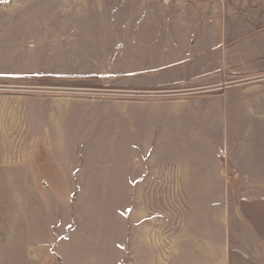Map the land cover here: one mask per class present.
Wrapping results in <instances>:
<instances>
[{
	"label": "crops",
	"instance_id": "1",
	"mask_svg": "<svg viewBox=\"0 0 264 264\" xmlns=\"http://www.w3.org/2000/svg\"><path fill=\"white\" fill-rule=\"evenodd\" d=\"M109 1L118 9L126 4V38L105 41L104 0L93 1L91 9L87 1L71 0L73 9H59L71 20L64 31L78 24L85 35L74 40L87 56L30 51L19 63L31 75L41 66L45 73L81 77L124 74L116 67L127 65L126 84L119 88L131 99L85 108H0V193L8 191L9 178L16 180L17 192L40 190L34 170L24 173L23 165L12 170L6 164L10 141L47 143L40 130H48V138L58 129L94 125L102 134L111 128L119 139L144 144L158 136L178 146L176 156L141 176L113 174L112 187L178 194L179 207L191 208L193 215L134 212L110 223L74 218L47 243L49 264H264V8L254 0ZM89 12L100 19H82ZM68 42L64 52L72 46ZM105 48L116 52L105 55ZM60 63L85 68L60 71ZM33 229L27 228L26 241L17 233L23 256L36 245L29 236ZM7 242L5 227L0 256L7 254Z\"/></svg>",
	"mask_w": 264,
	"mask_h": 264
},
{
	"label": "rangeland",
	"instance_id": "2",
	"mask_svg": "<svg viewBox=\"0 0 264 264\" xmlns=\"http://www.w3.org/2000/svg\"><path fill=\"white\" fill-rule=\"evenodd\" d=\"M70 1L0 0V108H85L92 105L124 104L131 99L126 90L119 88V84H126L123 80L127 77V65L114 66L119 71H125L124 74H113L110 71L88 77L57 74L58 72L45 73L41 66L32 75L31 72L24 73L29 70L23 72L19 60L30 51L49 52L50 56L65 58L67 57L58 51L77 57L84 54L87 56L89 53L81 47L78 40L80 35H85L78 24H75L77 27H72L75 28L73 31H64V22L71 20L59 9H73ZM85 1L88 2L89 9L93 8L95 0H83V3ZM104 1L105 41H110L113 36L126 38V4L123 6L125 9H118L111 1ZM252 3L258 8H264V0H254ZM75 4L78 2L75 1ZM88 14L90 15L82 19L93 23L100 19L93 12ZM73 16V21L81 22L79 16ZM114 20L119 22L116 26L115 23L112 24ZM51 26L58 27L50 29ZM66 37L69 38L68 45L72 46L64 52L63 43L68 39ZM76 37L77 41L74 40ZM32 45L34 48L30 47ZM51 47L54 49H50ZM115 52L111 48L101 50L105 55ZM62 60L59 57L58 62H63ZM60 64L57 67H61L60 71H65L64 67L78 71L85 68ZM13 131L18 134L20 132ZM40 132L41 141L44 139L47 143L34 145L38 148L36 152L32 149L33 145L23 141L25 138L22 144L17 140L10 141L7 146L8 157L11 158L6 163L8 168L15 170L17 165H23L20 168L24 169V173L34 170L39 174L40 190L17 192L14 190L19 188L16 187V180L12 183L9 178L8 191L0 193V230L6 227L8 237L6 247H2V252L7 254L0 256V264H49L51 257L48 256L47 243L55 234L64 232L66 223L75 219L79 222H96L102 219L103 222L110 223L112 219L134 215V212L136 215L149 216L193 215L191 208L179 207L181 202H177L178 194L130 193L112 187L113 174H128L130 171L141 176L159 170V165L165 163L161 159L175 157L178 153L176 144H167L165 139L158 136L145 144L128 143L126 137H115L116 131L113 129L102 134L94 125L88 130L78 127L58 129L48 138V130ZM31 221L34 225H26ZM28 227L34 228V233L29 236L33 237L36 245L29 251L30 255L23 256V249L16 242L17 233L20 231V238L23 236L26 241ZM108 227L111 226L104 225L105 229ZM22 228L24 234L21 233Z\"/></svg>",
	"mask_w": 264,
	"mask_h": 264
}]
</instances>
